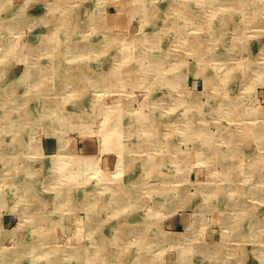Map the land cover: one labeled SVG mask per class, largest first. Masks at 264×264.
Wrapping results in <instances>:
<instances>
[{
  "label": "rangeland",
  "instance_id": "374dc122",
  "mask_svg": "<svg viewBox=\"0 0 264 264\" xmlns=\"http://www.w3.org/2000/svg\"><path fill=\"white\" fill-rule=\"evenodd\" d=\"M2 1H0V6L1 4L4 5L3 6L4 8L6 5L5 12L6 14H8V17L11 15L9 14L11 11L18 12L19 14H22L20 12H24L28 14L30 11L31 13L35 14V17H33L35 19H32L33 20L32 22H34L35 24L28 23L25 26H19L17 29H13L10 31H5V30L0 31V78H2V80L4 79L7 83L8 81L9 82L15 81L16 84H14V86L17 85L16 87L17 92L15 93V97H14L12 104L7 106L5 104L6 101L0 100V121L2 117L4 118L5 116L7 118L8 117L13 118L14 116H18V114H24L25 111L28 110V108H30L34 102V100L33 102L30 101L29 98L36 97L37 99H41V101L46 104V108L47 106L49 107V105H51V101H60V103L65 104L64 113L66 114L67 112L71 113V114L69 113L66 118L67 119L70 118L69 119L70 121L74 120L77 122H73L74 125L73 123H67V124H70V126L65 125V127L64 125L55 123V125L54 124L52 125L54 126L52 128H51V125H48L51 119L50 116H48L47 119L45 120L37 119L35 121L36 123L30 126L27 124L24 125L22 122L20 123H22L23 125L19 126L18 124L20 123L18 122L17 124L18 126L15 125L12 127V126H8L10 124L9 122H5V121L0 122V149L7 148L11 151L9 154L14 153L13 156L11 155L10 157H14V155H23L20 157V161L17 162L18 164L16 166L17 169L16 168L13 169L14 172L12 170L8 171V169L4 170L3 165L0 162V173L2 172V175H0V196H1V199H0V255L2 256L0 258L4 257L6 253L8 254L10 253L11 256L13 257L14 256L19 257L17 259L13 258L14 260L12 261L8 260L6 264H17L19 262H20L19 264H34L36 261L40 260V259L39 260L36 259L38 257L34 258L33 255L30 253H18L17 252L22 249H17V248L14 249L17 246L16 243L18 241H23L22 237L26 235V230H22V229L29 227L30 216L25 215V213H23V210L28 202V200H26L27 197L24 198L23 196L20 199L19 192L15 190L16 187L19 188V191L21 190V186L23 185L22 177L25 176L26 171L28 169H30L31 172H35V174H32V176H37L36 175L37 173H42L44 175H47V173H51V172H54L55 175L58 176L57 168H62L64 172L68 174L69 173L72 174L74 173V170H75V169H72V167H75V166L69 165L68 163H70L72 159L73 160H79V159L86 160V158L89 157V159H91L92 161L95 158V161L93 162H95L97 165V168H98L97 171H99L97 172L98 174L103 175V176H105L106 174H117L118 173L117 171L122 166L120 164V167H118L120 160H121V156L115 150H112V149L110 150L104 146L105 143L107 144L109 139L106 140L107 137L105 136L103 138L102 136L103 134L99 132L101 131L102 126L104 125V122H105L104 118L108 119L109 117L107 112L110 109V106L112 108L113 107L115 108L119 104V106L117 107V110H115L116 115L119 117L121 116L123 119H126V121L123 120V123L125 126L130 125L131 122H134V126L136 129L137 125H140L139 123L140 120H138L139 117L141 115H144V116L149 115L152 112L151 107H154V105L156 107L158 104H160V109H158V111L154 113L155 115H158V116H156V120L152 124H150L151 126H150L149 131L160 134L158 136H160V138L162 137L161 138L162 140L159 144L162 150L159 153L155 151L150 154L151 157L153 158L161 154L162 159H159V161L155 162V159L151 158L149 163L153 164L154 162V165L149 167L148 169H145L143 166L146 165V162H147L146 160L150 156L148 155V153H145V152L138 153V152H133V150L134 151L135 149L137 150V147L140 149L141 146L152 148L150 144L146 145V139H144L143 142H141V139L139 138L135 139L136 137H133L132 139H130L131 137L124 136L120 138L121 145L119 146L118 150L120 149L125 150L124 145L122 147V144L123 143L126 144L129 147L130 154L128 155H130L132 159L131 164H130L131 166H128V168H126V170L124 171L123 177H121L120 179L124 182L127 181L129 182V184H131L130 181L132 182L133 180H137V179L140 180L142 176H145V174H147L146 176L147 183H146V186L142 190L144 191V193H140L141 198L138 201L139 205L138 206L135 205L132 207V209L129 208V210H126L122 213L121 212L118 213L117 211H115V214H113L112 212L102 213L101 215H106L107 219L105 216H103V218L101 217L99 220L102 222L101 219H103L104 222L99 223L98 227L100 228L90 229L87 224L89 220L95 214L100 215L99 212H96L90 209V207L92 208L95 205L94 204L95 202L91 201V198L93 199V196H92L93 194L90 192H87L84 189L85 187H83L82 185L83 180L82 181L78 180L79 178L75 180H70V179L67 180V183L71 182V184H74L76 181L75 185H73L72 188L70 187L66 188L67 193L68 191H71V190H73L74 193L77 192L76 197L73 198L70 206L69 205L66 207L59 206V203H60L59 197H56L54 200H52L53 197L49 198L50 203L48 205L45 204V206H43V209L49 212L47 213V215L53 219L51 223L50 221H48L50 223V226L48 222L45 223V226L49 228V231L41 239L42 240L41 247L46 250H51V252H46V253L48 254L50 253V255L54 254L52 256L53 259L51 261L44 260V262L46 264H49L48 262H52V263L57 262L56 264H60V263L62 264H95V262L97 261L96 259L99 258L102 260L100 261L101 264H108L110 262L112 264H119V263L126 264L130 260V257L128 256L131 255L133 251H136V253L134 252L133 255H136L137 258L139 257L140 259H143V260L147 259L148 257V261L150 260L149 264H152V263L153 264H179L178 262L180 260L179 259L180 255H182L183 253L185 255L187 254L189 255L188 251L191 249H192V252L196 256H198V248H200L202 245L215 248L216 244H220L221 246H223L222 250L225 251L226 253L230 249L234 250L236 248V250L234 251V255H236V257H244L245 253H249L250 255H249V260L247 264L262 263V262H259V260H257L256 256L257 255L260 256L262 253H264V245L260 243L259 241H257L258 240L257 237L255 238L253 236L251 240L245 239L243 242H239V240L237 242H234V241L226 242L225 240L227 238L226 236L228 235L226 234V232L230 233V229L227 228L228 225L226 224V222L229 221V218L235 215V213L237 212V209L235 206H233V208H228L224 211L223 213L224 218L222 219L224 222L221 219H219L218 221V219L215 218L216 212L214 214V212L212 211L203 213L202 220L201 221L198 220L199 222H196L197 215H196V212H193V211H196V209L201 210L202 207H205L207 205H209L210 208H214L213 204L214 203L218 204L217 199H213V197L207 198V196H205L206 194L205 188L207 187L206 185H208L209 187H214V185H216L217 182L218 184H220L222 181H224L225 180L224 178L228 177V175H234L232 176L233 178L230 180L234 182L233 185L235 186V188H232V189L241 190V188H244L248 190L250 187V183L253 181L251 179L242 177L241 175L240 177L239 176L240 171H238L236 168H239L240 166L244 164L252 165L254 163L253 159L259 158V153L262 154L264 158V149L259 148V146L257 145L258 140H256L252 134L249 135L248 138H242L243 140L239 139L240 137L238 136L240 135L239 134L240 129L238 128L237 129L238 132L235 130V132L237 133L235 138L237 140L234 139V142L236 141L237 142L240 141V142L238 143V145H236L237 147L236 146L234 147L238 149L240 148L242 151H241V154L237 156H233L231 158L232 161H231L230 166L231 165L235 166V172L231 173L229 171H226L227 166L225 165L224 167V165L220 164V162L218 161L219 158L216 155L206 153L204 155L201 154L198 156L197 154H195V150H196V146L201 144L199 139L198 140L195 139V136H193V134L190 135L191 132H184L183 130L181 131L182 127L178 125L179 124V118H178L179 112L177 111L174 112L173 108L171 109V111L167 109L170 106L173 107L174 102L167 101L168 95L166 94L169 91L171 92V95H173L174 92L177 93L176 90H180L181 92H183L181 93L182 95L180 97L185 101V104L188 105L189 110H191L193 113L194 112L197 113L198 115L203 114V112L205 111V107H207L209 103L213 102V100H216L215 98L220 97V98L228 99L226 98V95L223 92L221 93L216 92L218 91V87L222 85L221 77L218 79L217 75H219V73L224 75L221 72L226 70L225 68H227L229 65H233L235 69L240 67L242 72L244 70L248 72L247 76H245L246 78L242 81L240 80L241 83L243 82L241 87L239 84L240 81L236 82V84L234 85L229 83L228 85L226 84L224 86L225 91L227 90L226 93H229L230 91L231 96L241 95L242 97L241 96L240 97L244 99V100L241 99V101L240 100L234 101L236 103L235 110L243 112L245 110L246 111L249 110L250 108L249 106H251L252 109L260 110L263 112L262 120L264 121V86H263L264 85L263 83L264 82V63L262 61L264 59L263 57L264 44L262 42V37L264 36V29L261 28L262 26L258 28V25L253 26V23H252L248 27H246L245 29L246 32H243V34L239 36V40L241 39L240 40L241 42H239L240 43L239 47L236 50L232 48L230 51L229 50L226 51V48L229 45L223 46L222 41H220V42H217V43L214 42L213 44H211V46L208 49L209 53L207 51H204V52L196 51L195 52V51H192L195 49H191L190 47L188 48V46H186V43L189 40H192L193 37L197 36V34L199 33L198 30L191 29V31L187 32L188 34L183 33V36H180L179 33L176 34L174 32L176 30L170 31L171 35L172 33H174L173 39L170 41H167L166 43L164 42V47H160L159 50L163 52L165 48V50H167V52L169 53V56L172 55V57L168 60V63L165 66V69H168V71L170 70L174 72L178 71L177 78L176 76L174 77L171 74L170 82L172 84L171 85L168 84L164 86L162 85L161 87L162 90L160 89L161 90L160 94L158 95L156 92L155 94H157V96H152L153 88L151 84L148 83L149 85L148 84L145 85V82L141 83V81L138 82L137 80H134L133 82H131V79L133 80V77H137L138 75H140L138 73L142 71V68L144 66L145 67L148 66L146 62L143 63L140 60L138 61L134 60L133 56L128 59L126 58L122 60L121 58H118V57L108 56V54L106 53L105 55H103V53L101 55L100 53L97 56L95 55V57L94 55H90L88 56V58L83 59L82 57L81 58L78 57V55L76 54H71L68 51H67L68 53L65 52L67 49L66 50L64 49H65V46L68 45V43H65V45L61 43L65 39L67 41L70 40L68 39L70 38L69 36L72 37L71 39L81 38L80 40L86 37V39L92 40L91 43L94 44V46L97 45L98 47L110 40L107 43L108 44L107 47L109 50L114 51V53L115 52L119 53L120 48H121V49H124L123 51L127 50L130 52V50H132L130 49V47L132 46L131 44L133 43L135 38L137 37L146 38L147 37L148 32L146 30H147L148 23L146 21L148 20V17H149L148 15L150 13L145 10L149 9L147 7L148 5L146 4L152 3L151 0L150 2L147 0H2ZM188 1L189 0H154L153 3L167 2L168 5H166L167 11H166L165 16H168V18L169 17L176 18L178 17L176 16L177 10L174 9V7L182 8L183 6H185L183 5V3L188 2ZM195 1L197 3H200V1L202 0L200 1L195 0ZM68 4L70 6H68ZM174 4H177V5H174ZM162 6L163 5L160 4V7ZM246 6H248V4L244 5L243 7H246ZM168 7L171 8L170 10L172 11H170ZM3 8L2 9L0 8V9L3 11L4 10ZM64 8H68L66 9L67 11H63ZM183 8L189 10L190 6L187 5ZM142 9H145V10H142ZM230 9L231 8L229 7L227 8L220 7V9H218L219 10L218 15L227 13ZM205 10L209 11L210 8L201 10L202 11L201 14L204 13V16H202V18L205 17V14H206ZM146 12H147V15H146ZM39 14L40 15L42 14L41 16L43 18L45 19L47 18L50 21L48 20V23H46V25L44 24V21H39L38 23V21L36 20V15H39ZM66 14L68 15V18H69L67 20L63 19V16ZM76 14H78V16ZM90 14L93 16L95 15L94 17L96 19L93 23L98 21L97 23L94 24V26H93V23L89 20ZM165 16H161V17H165ZM202 18L201 16L194 14V20L191 22V24H193L192 27L194 28V26H199ZM211 18L212 19H208V20L210 21L215 20L214 14L211 15ZM86 22L88 24H86ZM182 24L184 25L185 23H182ZM191 24L187 25L189 29L191 28ZM172 25H173V21H170V25L168 26L172 28L173 27ZM259 29H262V30H259ZM51 33L55 35L54 39L50 37ZM232 35L233 33L231 31H228V33L223 35L224 37L222 36V40L223 39L228 40V38L232 37ZM9 37L11 39H9ZM62 37H64L65 39H63ZM181 38H183L184 40H180ZM4 39L5 41L3 42ZM110 44L112 45V47L109 46ZM29 50L31 51L32 54L30 53ZM222 52H223V55H222ZM30 55L32 59L28 58L30 57ZM59 55H62V56L59 57ZM215 55H220V56L222 55V56L218 58V57H215ZM259 56L261 57L260 61H262L263 64L262 66H259V68L257 69L258 71L256 72V70L254 69L255 70L254 71L253 68L249 64L251 63V61H256L260 59ZM67 57H70V58H67ZM81 64L84 66L86 70L88 71L91 70L90 72L91 78L94 76L96 78V76L105 75L107 78L106 82L108 83L109 87L105 86V84L102 82L101 84L95 83L96 88L94 87V89L92 90H86V89H84L83 91L72 90L73 92L69 91L66 93V95H62V96L61 94H58L57 92H54V93L51 92L52 89L53 90L55 89V86H56L54 85L55 81L59 79L56 72H58L59 70H66L67 68H75V69H70V72H72L73 70L76 73V75H78V71L82 69V67L80 66ZM218 64L220 65L224 64V65H221V68H220V65ZM28 67L30 69L40 68V75L42 74L44 77L39 78L40 76L38 75L39 79L36 78V76H34L32 79L33 81L30 80L31 82L30 81L21 82L22 80L20 77L24 76ZM92 69L94 71H92ZM28 71L29 70H27V72ZM163 72L166 73L165 70ZM129 73L131 74L129 75ZM48 77L49 78L51 77V78L48 79ZM123 77L128 79L127 81L129 82L125 83V80H124L122 83ZM255 78H257L258 80H256ZM119 80H121L122 84L119 83ZM157 82L154 81L150 83L157 84ZM178 82H179V85L176 84ZM228 82L229 80L225 83H228ZM80 85L74 84L69 87L71 88L73 87L74 89L75 88L81 89L82 85L81 86ZM112 86H115V87H112ZM119 87H121V89H119ZM250 88L252 89L250 90ZM213 89H215V91ZM96 90H98V92ZM175 93H174V96H175ZM163 95H164V98H163ZM176 96L179 97V95L177 94ZM63 97H66V99H64ZM158 98H160L161 100H164V102L157 100ZM232 106L234 107V105ZM184 109L185 107L182 106L180 107L179 111H183ZM125 111L127 112L126 114L124 113ZM48 114L49 112H47V115ZM105 115L107 116L105 117ZM30 117H32V114L30 115ZM204 118L205 117L203 116H198V119H204ZM197 123L199 126L203 128L205 127L206 129H208L210 134L212 133L218 134V130L220 128L219 126H222L221 125L222 123L229 125V126L231 125L234 128L236 125H238L234 122H229L227 119H222L221 121L212 119V121H209V123H203L202 121L199 120L197 121ZM49 128L52 129L53 133L52 131L49 130ZM72 128L73 130H71ZM13 131L14 133H12ZM170 131H172L173 133ZM114 133L115 132H111V135ZM139 134L140 135L142 134L141 137L144 136V134L141 132ZM59 135L62 138V140L61 138H59ZM111 135L108 138H111L112 137ZM100 136H102V138ZM171 137H172V140H171ZM113 138L111 139L112 141L114 140ZM128 138H129V141L127 140ZM64 139L66 141H64ZM135 142H137L138 146L134 145ZM18 145L20 146V149ZM219 147L223 151L224 155L228 154L226 153V149H229V148L226 146V144L223 141L219 143ZM249 151L256 152V153L254 154L250 153L251 155L249 154V156H247ZM118 157H119V160H118ZM182 157H184L183 160H182ZM56 159H58L57 163H60L59 165L61 167H59L57 164H54ZM174 159L176 162H174ZM213 159H216L218 163L217 161ZM227 159L230 160L229 158ZM178 160H182V162L178 163L177 162ZM149 169L151 170V173L153 172L152 175L149 173ZM78 173H79L78 175H80L81 177L83 176L80 174V172ZM97 173H95L94 175L92 170H87L84 177L92 185H94L99 179L98 176L96 175ZM213 177H215L216 179H214V181L212 182H209L208 180L213 179ZM12 178H13V181H11ZM30 179H32V177L31 178L27 177V181H29ZM10 181L14 182V184L11 183ZM165 181H171V183L165 184ZM80 182H82L81 183L82 186L79 184ZM204 182L205 184H203ZM78 184L79 186H76ZM42 185H45V183H43ZM166 186L168 188L166 190L167 193L163 191L164 187L166 188ZM169 188H172V189H169ZM180 188H183L186 191L187 197H183L182 195L179 196L181 194ZM40 189L42 193L46 195V196L44 195V197L47 198V196L49 197V195L51 194L55 195L54 194L55 190L58 191L59 188L58 186H56L55 188H53V191H46L45 188H40ZM83 189L85 190V193L87 192L86 194L81 192V190ZM88 190H94L93 186L88 187ZM97 192H98L97 193L98 198L104 197L103 196L104 194H102L100 191H97ZM150 192H153V193H150ZM158 193H163V194L159 197ZM233 195L236 198L245 199V201L247 202H249L250 200L249 198L245 196H241L237 194H233ZM188 198L190 200H188ZM81 200L83 201V203ZM87 200H88V203H87ZM29 202L33 204L32 210H35V208L38 209V204L35 198H32V201H29ZM249 204L250 206L253 205V206L259 207L261 209L260 214L264 213V203L256 199H251ZM86 205L88 206L86 207ZM174 205L176 207L173 208ZM156 207L159 210V213ZM65 208L67 211L65 210ZM156 211L158 213L156 214V217L157 215L158 217L157 218L154 217L153 225L150 224L149 226L151 227L150 236H155L152 232L153 227L159 229L160 232H162L161 230L163 229V233L165 234L164 236H166L165 238L167 239V241L165 238L164 240H161V241L154 240V241L149 242L150 243V246H149L144 243L143 244L136 243L135 242L136 240L131 239L133 238V236L130 234L129 236L127 235L129 238V244L125 243L123 245L127 249L126 248L121 249V247L119 246V244L121 243H117V244L111 243V244H107V246L110 247L108 248V255L103 254V253L94 254L96 253V249H98L100 246H98L97 243H94L93 240L96 239V236L98 238L99 237L104 238V234H102V232H101L102 235L97 232L95 234H91L92 230L103 231V232L105 231V237L107 236V238H114V237H111L110 234H107V232L115 230V229L124 230L127 225H130L131 223L134 222V219L141 220L142 218L147 217L145 215H149V214L152 215ZM172 212H176V213L173 214ZM112 215L113 217H111ZM125 222L127 225L124 224ZM84 228L86 229L84 230ZM261 228L263 229V231H261L262 233L261 236H263L264 227L262 226ZM258 236H260V234ZM180 238H188V239H186L185 240L186 242H185V241H182V239ZM35 240H38V239H35ZM247 240L248 241L250 240V241L247 243L246 242ZM130 242L132 246H130ZM180 242H183V243L179 245ZM179 250L183 252L181 253ZM70 253H71V256L68 255ZM72 253L74 255H72ZM85 253H88V254L85 256H81V254L83 255ZM177 253H179V255ZM80 256L82 257V259H80L81 258ZM116 257H117V260L115 259ZM125 257L127 260L125 259ZM40 261H43V260H40ZM0 262H4L3 259H0ZM215 264H220V263L215 261Z\"/></svg>",
  "mask_w": 264,
  "mask_h": 264
},
{
  "label": "bare ground",
  "instance_id": "6f19581e",
  "mask_svg": "<svg viewBox=\"0 0 264 264\" xmlns=\"http://www.w3.org/2000/svg\"><path fill=\"white\" fill-rule=\"evenodd\" d=\"M0 1H2V0H0ZM147 1L150 2V0H147ZM153 1L154 0H151L152 3L146 4V5H148L147 7L149 9H146V10L145 9H142V10H145V11H147V12L150 13L148 15L149 16L148 17V20L146 21L148 23L147 30H146L148 32L147 37L146 38H144V37H140V38L137 37V38H135L134 41H133V43L131 44L132 46L130 47V49H132V50L129 49L130 52L127 51V50L126 51H123L124 49H121L120 48L119 53H116V52L114 53V51L109 50L108 47H107L108 46L107 43L110 40L107 41V42H105L104 44H102L101 46L98 47L97 45L94 46V44L91 43L92 40L86 39V37L83 38L82 40H80L81 38L80 39H71L72 38L71 36H69L70 38H68V39H70V40H68V41L64 37H62L65 40L62 41L61 43L63 45H65V43H68V45L65 46V49L64 50L67 49L65 52L68 51L71 54H76V55H78V57H80V58L82 57L83 59L84 58H88V56H90V55H94V57H95V55L97 56L100 53H101V55H102V53H103V55H105V53H106V54H108V56L118 57V58H121L122 60L123 59H126V58L128 59V58H130V57L133 56V59L134 60H137V61L140 60L143 63L146 62L148 64V66H146V67L145 66L144 67L142 66L143 67L142 68V71L141 72L139 71L140 73H138L140 75H138L137 77H133V80L131 79V82H133L134 80H137L138 82L141 81V83L145 82V85L148 84V83L151 84V86L153 88L152 96H157V94L159 95L160 92H161V90H162L161 89L162 85L164 86V85H168V84L171 85L172 84L170 82V76H171V74H172V76H174V77L176 76V78H177V72L178 71L174 72V71H170V70L168 71V69H165V66L168 63V60L172 57V55L169 56V53L167 52V50H165V48H164V51L163 52L161 50H159L160 47H164V42L166 43L167 41H170V40L173 39L174 33H172V35H171V32L170 31L176 30V31H174L176 34L179 33L180 36H183V33L188 34L187 32L188 31H191V29L198 30L199 33L197 34V36L193 37L192 40H189L186 43V46H188V48L190 47L191 49H195V50H192V51H195V52L196 51H199V52L207 51L209 53L208 49L211 46V44H213L214 42L217 43V42H220V41H222V45L223 46H225V45L228 46L229 45L226 48V51H228V50L230 51L232 48H234L236 50L239 47V44H240L239 42H241L240 41L241 39L239 40V36H241V34H243V32H246L245 31L246 27H248L252 23H253V26H257L258 25V28H260V26H262L261 28L264 29V0H202V1L199 0L200 3H197L195 0H189L188 2H184L183 5H185V6L189 5L191 10L190 9L189 10L188 9H184L183 7H185V6H183L182 8L174 7V9L177 10V12H176L177 15L176 16H178V17L175 16L176 18H172V17H169L168 18V16H165L166 15V11H167L166 10V5H168L167 2H159V3L155 2V3H153ZM2 3H3V1H2ZM160 4H162L163 6L160 7ZM181 4H182V2H181ZM246 4H248V6L243 7ZM174 5H177V4H174ZM179 5H180V3H179ZM3 6L4 5L1 4L0 8L2 9ZM68 6H70V5L68 4ZM5 7H6V5H5ZM5 7L3 8L4 9L3 11L0 9V31L1 30L10 31V30H13V29H17L19 26H25L28 23L35 24L34 22H32L33 21L32 19H35V18H33V17H35V14L34 13H31L29 11L28 14L27 13H24V12H20L22 14H19L18 12H12V11L10 12L9 11L10 12L9 14H11V15L8 17V14H6V12H5ZM220 7H222V8L229 7L231 9L227 13H223L221 15H218V13H219L218 12L219 11L218 9H220ZM209 8H210L209 11L208 10H205V13H206L205 14V17L202 18V16H204V13L201 14V12H202L201 10L202 9H209ZM66 9H68V8H64L63 11H67ZM170 9L171 8H169V10ZM14 11H15V9H14ZM170 11H172V10H170ZM147 12H146V15H147ZM210 12H211V14H210ZM207 13H209V14H207ZM194 14H197V15L201 16L202 20H201L199 26H194V28H193L192 27L193 24H191V22L194 20ZM213 14L215 16V20L214 21L208 20V19H212L211 18V15H213ZM41 15L40 14L39 15H36V20L38 21V23H39V21H44V24L46 25V23H48V20L49 19H47V18L45 19ZM76 15L78 16V14H76ZM94 16L91 15V14L89 15V20L92 23L96 19ZM161 16H165V17H161ZM63 19H66V20L69 19L68 18V15L67 14L64 15L63 16ZM63 19H62V21H63ZM71 19H72V17H71ZM170 21H173V25H172L173 27L172 28L168 26V25H170ZM97 22L98 21H96L95 23H97ZM95 23H93V26H94ZM182 23H185V24L183 25ZM86 24H88V23L86 22ZM190 24H191V28L189 29V27L187 25H190ZM241 25L243 26V28H242ZM84 26H86V25H84ZM142 27H143V25H142ZM103 28H104V26H103ZM262 29H259V30H262ZM259 30H257V31H259ZM228 31H231L233 33L232 37H229L228 40H224V39L222 40V36L225 35L226 33H228ZM3 33H5V32H3ZM52 33H51V36L50 37L52 39H54L55 38V35L52 34ZM110 34H111V32H110ZM137 35H139V34H137ZM5 36H6V34H5ZM102 36H104V35H102ZM9 39H11V38L9 37ZM180 40H184V39L181 38ZM4 41H5V39L3 40V42ZM15 42H17V41H15ZM262 42L264 44V36L262 37ZM6 44H8V43H6ZM52 45H53V43H52ZM28 46H29V44H28ZM109 46L112 47L111 44ZM52 48H53V46H52ZM253 48H255V47H253ZM40 49H42V48H40ZM113 49H114V47H113ZM252 52H254V51H252ZM30 53H31V51H30ZM61 54H63V53H61ZM222 55H223V52H222ZM255 55H256V53H255ZM60 56H62V55H59V57ZM221 56L220 55H215V57H218V58L221 57ZM263 57H264V55H263ZM15 58H16V56H15ZM28 58H31V55ZM67 58H70V57H67ZM260 60H261V57H260V59H258L256 61H251V63L249 64L253 68V70L254 69L256 70V72L258 71L257 69L259 68V66H262V64L264 63V59L262 60L263 63ZM64 61H66V60H64ZM226 64H227V62H226ZM218 65H220V64H218ZM221 65H224V64H221ZM221 65H220V68H221ZM80 66L82 67V69L80 71H78V75H76V73L73 70H72V72H70V69H75V68H67L66 70H59L58 72H56L57 75H58V77H59V79L57 81H55V83H54V85H56L55 86V89L54 90L52 89L51 92H53V93L54 92H57L58 94H61V96H62V95H66L67 92L72 91V90H74V91H77V90L83 91L84 89H86V90H92V89H94V87L96 88V84L95 83H100L101 84L103 82L105 84V86H108V83L106 82V79L107 78H106L105 75L104 76L103 75L102 76H96V78L94 76V77L91 78L90 77L91 70H89V71L86 70L82 64ZM32 69H30L29 67L27 68V70H29V71L27 72V70H26V73L24 74V76H21L20 77L21 80H22L21 82H26V81L29 82L30 80L33 79L34 76H36V78H38L39 76H40L39 78H43L44 77L42 74L40 75V68H36V69H33V70ZM225 69L226 70H224L223 72H221L224 75H222L220 73H219V75H217L218 76V79L221 77L222 85L219 84L220 87H218V91H216V92H218V93L223 92L226 95V98H228V99H224V98H220V97L219 98H215L216 100H213V102L209 103V105L207 107H205V111L203 112V114L198 115L197 113H195V112L193 113L191 110H189L188 105H186L185 104V101L180 97L182 95L181 93H183V92H181L180 90H176L177 93L174 92L175 93V96H174V93H173V95H171V92L168 91L169 93L168 92L166 93L168 95L167 101L174 102V105H173V107L169 105L170 107L167 108V109H169L171 111V109L173 108V111L174 112L175 111L179 112L178 113V118H179V124L178 125H180V127H182L181 131L183 130L184 132H191L190 135L193 134V136H195V139H197V140L199 139V141H200L201 144L196 146L195 154H197L198 156L201 155V154L204 155L206 153L207 154L216 155L219 158L218 161L220 162V164L224 165V167H225V165L227 166L226 167V171H229V172L232 173V172H235V166L234 165H231L230 166L231 161H232L231 158L233 156H237V155L241 154V151H242L240 148L239 149L236 148L237 147L236 145H238V143L240 141L238 140L239 142H237V141L234 142V139L237 140L235 138L236 135H237V133L235 132V130L237 131L238 128L240 129V132H239L240 135L238 136V137H240L239 139L248 138L249 135L252 134L254 136V138L256 140H258L257 145L259 146V148L260 149H264V121L262 120L263 119V112L260 111V110H254V109H252L251 106H249L250 108L247 111L245 110L243 112H240V111L235 110L236 103L234 101H239V100L241 101V99L242 100H244V99L241 98L242 97L241 95H240L241 97L238 96V95L237 96H235V95L231 96L230 95L231 92L229 91V93H226L227 90L225 91V89H224V86L226 84L228 85L230 83V84H233L234 85V84H236V82H239L240 80L241 81L244 80L246 78L245 76H247L248 72H246L245 70H244L245 72L244 71L242 72L241 69H240V67L235 69L233 65H229ZM164 70L166 71V73L163 72ZM92 71H94V70L92 69ZM112 73H113V71H112ZM115 74H116V72H115ZM130 74L131 73H129V75ZM217 76H216V78H217ZM255 76H253V77H255ZM50 78L48 77V79H50ZM226 78L229 80L228 83H225V82L228 81ZM255 79L258 80L257 78H255ZM124 80H125V83H128L129 82V81H127L128 79H126V78L123 77L122 83H123ZM154 81L155 82L158 81L159 83L158 82H157V84L150 83V82H154ZM241 81L239 82L240 87L242 86V83H243V82L241 83ZM119 83H121V80H119ZM14 84H16L15 81H12V82H9L8 81V83H7L4 79L2 80V78H0V98H1L0 100L6 101L5 104L7 106H9L10 104H12V102L14 100V97H15V93L17 92V89H16L17 85L14 86ZM36 84H37V82H36ZM74 84H76V85H80L81 84L82 85L81 89H79V88L78 89L77 88L74 89L73 87L72 88L69 87V86L74 85ZM176 84L179 85V82L176 83ZM115 86H112V87H115ZM157 86H158V88H157ZM252 87H253V85H252ZM119 89H121V87H119ZM251 89L252 88H250V90ZM213 90L215 91V89H213ZM96 91L98 92V90H96ZM49 92H50V90H49ZM156 92H157V94H155ZM176 94L179 95V97L176 96ZM213 94H214V92H213ZM63 98L66 99V97H63ZM163 98H164V95H163ZM29 99L32 102L34 100V102H33V105L30 108H28V110H26L24 114H18V116H14L13 118H10V117L7 118L5 116L4 118L2 117V119H1L0 122H2V121L9 122L10 124L7 123V124H9L8 126H12V127L15 126V125H17L18 122L19 123L22 122L24 125L27 124V125L30 126V125L35 124L36 123L35 121L37 119L45 120V119H47L48 116L51 117V119H50V121L48 123V125H51V128L54 127L52 125L53 124L55 125V123L64 125V127H65V125L70 126V124H67V123L77 122V121H74V120L70 121L69 120L70 118L69 119L66 118L70 112H67V114L64 113V106H65V104L60 103V101H51V105H49V107L47 106V108H46V104L43 103L41 101V99H37L36 97L35 98L34 97H30ZM48 99H49V97H48ZM69 99H70V97H69ZM157 100L164 102V100H161L160 98H158ZM19 104H20V102H19ZM39 104H41V105H39ZM107 105H109V104H107ZM151 105H152V103H151ZM232 105H234V107ZM118 106H119V104L115 108L114 107L112 108L110 106V109L107 112L108 115H109V117H108V119L104 118V120H105L104 125L102 126L101 131H99V132H101V134H103L102 135L103 138L105 136V137H107L106 140L109 139V141L107 142V144L105 143L104 146L106 148L110 149V150L111 149L112 150H115L121 156V160H120V163H119V166L118 167H120V164L122 166L117 171L118 172L117 174H106L105 176L98 174L97 172H99V171H97L98 170L97 165H96L95 162H93V161H95V158L92 161L88 157V158H86V160H84V159L83 160H81V159H79V160H73L72 159L70 161V163H68L69 165L75 166V167H72V169H75L74 170V173H72V174L71 173L68 174V173L64 172L62 168H57L58 176H56L54 172L47 173V175H44L42 173H37L36 174L37 176H32V174H35V172H31L30 169H28L26 171V174H25L26 177L25 176L22 177V181H23L22 184L23 185L21 186V190L19 191V188H17L15 186L16 187L15 190L19 192L20 199L23 196H24V198L27 197L26 200H28V202H27V204H26V206H25V208L23 210V213H25V215H29L30 216V219H29V227L22 229V230H26V235L24 237H22L23 238V241H18L16 243L17 246L14 249H16V248L17 249H22V250H19L17 252L18 253H30V254L33 255L34 258L35 257H38V258H36L37 260H39V259L40 260H43V261H40L39 260V261H36L35 263L34 262H32V263H34V264H46L44 262V260L51 261L53 259L52 256L54 254L50 255V253L49 254L46 253V252H51V250H46V249H44V248L41 247L42 246V244H41L42 240L41 239L49 231V228L47 226H45V223L48 222V221H50V223H51V221L53 219V218H51L50 216L47 215V213H49V212H47L46 210H44L43 209V206H45V204L48 205L50 203L49 198H51V197H53L52 200H54L56 197H59L60 198L59 199V202L61 204L59 203V206H64V207H66L68 205L70 206L73 198L76 197V193L77 192L74 193L73 190H71V191H68V193H67L66 188H69V187L72 188V186L75 185L76 181H75L74 184H71V182L70 183H67V180H69V179L70 180H75L77 178H79L78 180H81V181L83 180V183L80 182L79 184L81 185V183H82L83 187H85L84 189L87 192H90V193L93 194L92 195L93 196V199L91 198V201H94L95 202L94 203L95 205L92 208L90 207V209H92L93 211L99 212L100 215L99 214H95L89 220V222L87 224H88V227L90 229L100 228V227H98V225H99V223L104 222V220L101 219L102 220V222H101L99 219L101 217L103 218V216L106 217V215H101L102 213L112 212L113 214H115V211H117L118 213L119 212L122 213V212H124L126 210H129V208L132 209V207L135 206V205H137V206L139 205L138 201L141 198L140 193H144V191H142V190L146 186V183H147L146 182V176H147V174H145V176H142L143 179L141 177L140 180L137 179V180H133L132 182L130 181L131 184H129V182H127V181L124 182V181H122L120 179L121 177H123V174H124V171L126 170V168H128V166H131L130 164H131V161H132L130 155H128V154H130L129 153V147L126 144H124V143L122 144V147L124 145L125 150L124 149L118 150L119 149V146L121 145L120 138L121 137H124V136H126V137L129 136V137H131L130 139H132L133 137H136L135 139H138L139 138V139H141V142H143V140L146 139V145L147 144H150V146L152 148L142 147L141 146L140 149L137 147V150L135 149V151L133 150V152H138V153L139 152H145V153H148V155L150 157L146 160L147 161L146 162V165H144L143 167L145 169H148L149 167L153 166L154 165V162H153V164L152 163H149V161L151 160V158H153V157H151L150 154L152 152H155V151L157 153H159L162 150V148L159 146V144H160V142L162 140L161 139L162 137L160 138V136H158L160 134H157L155 132H150L149 130H150V126H151L150 124H152L156 120V116H158V115H155L154 113L157 112L158 109H160V104H158L156 107H155V105H154V107H151L152 108L151 109L152 112L149 115H145V116L144 115H141L139 117L138 120H140V122H139L140 125H137L136 129H135V126H134V122H131L130 121L131 124L125 126L124 123H123V120L126 121V119H123L121 116L119 117V116L116 115V111L115 110H117V107ZM182 106H184L185 109L183 111H179L180 107H182ZM119 110H120V108H119ZM47 112H49L48 115H47ZM167 112H169V111H167ZM124 113L126 114L127 112L125 111ZM31 114H32V117H30ZM118 115H119V113H118ZM106 116L107 115H105V117ZM198 116H203L205 118L204 119H198ZM212 119L213 120H217V121H221L222 119H227L229 122H234V123H236L238 125H236L235 128H234L231 125L229 126V125H226V124H223L222 123L221 124L222 126H219L220 128L218 130V134L217 133L210 134L208 129H206L205 127L203 128V127L199 126L198 123H197V121H199V120L202 121L203 123H209V121H212ZM22 123H20L18 125L19 126L20 125H23ZM73 125H74V123H73ZM51 128H49L50 131H52ZM71 130H73V128ZM111 132H115V133L111 135ZM140 132L144 134L143 137H141L142 134L141 135L139 134ZM170 132H172V131H170ZM12 133H14V131ZM52 133H53V131H52ZM60 133H62V132H60ZM110 135L112 137L111 138H108ZM102 136H100V137L102 138ZM59 138H61L60 135H59ZM112 138L114 139L113 141L111 140ZM164 138H166V137H164ZM61 140H62V138H61ZM127 140L129 141V138ZM171 140H172V137H171ZM58 141H60V140H58ZM64 141H66V140L64 139ZM135 141H137V140H135ZM222 141L229 148V149H226V153H228L227 155H224L223 151L219 147V143H221ZM130 143H131V141H130ZM134 145L135 146H138L137 142H135ZM234 146H236V147H234ZM134 148H136V147H134ZM19 149H20V146H19ZM62 151H64V150H62ZM10 152L11 151L9 149H7V148L0 149V162L2 163L4 170L5 169H8V171H11V170L13 171L14 168L17 169V167H16L18 165L17 162L20 161V157L23 156V155H14V157H10L11 155L13 156V154H14V153L13 154H9ZM116 152H114V153H116ZM16 153H18V152H16ZM250 153L251 154H254L256 152H250L249 151L248 154H247V156H249ZM227 158H229L230 160H228ZM153 159H155V162L156 161H159V159H162L161 154L157 155ZM183 159H184V157H182V160ZM118 160H119V157H118ZM182 160H178L177 162L178 163H181ZM213 160L217 161L216 159H213ZM218 161H217V163H218ZM57 162H58V159L55 160V163L54 164H57L59 167H61L59 165L60 163H57ZM174 162H176L175 159H174ZM253 162L254 163L252 165L251 164L250 165H245L244 164V165L240 166L239 168H236L238 171H240L239 176L241 175L242 177H245L247 179H251L253 181V182L250 183V187H249L248 190L247 189H244V188H241V190H239V189H237V190L232 189V188H235V186L233 185L234 182L233 181H230V180L233 178L232 176H234V175H228V177L224 178L225 179L224 181H222L220 184H218V182H217V184L214 185V187H209L208 185H206L207 187L205 188L206 189L205 196H207V198L208 197H213V199H217V203L218 204L214 203L213 204L214 205V208H210V206L207 205L205 207H202L201 210L196 209V211H193V212H196V215H197V221L196 222H199L198 220L201 221L202 220V214L203 213H206V212H209V211L214 212V214L216 212L215 218L218 219V221H219V219L222 220L224 218L223 213H224V211L226 209L233 208V206H235L236 209H237V212L235 213V215H233L232 217H230L231 219L229 218V221L226 222V224L228 225L227 228L230 229V233H227L226 232V234H228L226 236L227 238L225 239L226 242L227 241L228 242H230V241L231 242L232 241L237 242L238 240H239V242H243L245 239H250L251 240V238L254 236L255 238L257 237V239H258L257 241H259L260 243H262L264 245V235L261 236V234H262L261 231H263V229L261 227L262 226L264 227V213L263 214H260V210L261 209L259 207L253 206V205L250 206V204H249V202L251 201V199H256V200L264 203V158H263V155L259 153V158L253 159ZM150 169H149V173L152 175L153 172L151 173V170ZM87 170H92L93 173H94V175H95V173H97L96 175L98 176L99 179H98V181L94 185H92L84 177ZM50 171H52V170H50ZM78 172H80V174L83 175V176L81 177L80 175H78L79 174ZM207 173H209V172H207ZM0 175H2V172L0 173ZM27 177H29V178L32 177V179H30L29 181H27ZM214 179H216V178L213 177V179L208 180V181L209 182H212V181H214ZM11 181H13V178H12ZM11 183L14 184V182H11ZM36 183H37V185H36ZM39 183H41V184H39ZM43 183H45V185H42ZM170 183H171V181H165V184H170ZM79 184L76 185V186H79ZM203 184H205V182ZM56 186H58L59 189H58V191L55 190V192H54L55 195L51 194V195H49V197L47 196V198H45L44 197L45 194L42 193V191H41L40 188H45L46 191H53V188H55ZM92 186H93L94 190H88V187H92ZM84 189L81 190L82 193H85V190ZM167 189L168 188L166 186V188L164 187L163 191L165 193H167L166 192ZM169 189H172V188H169ZM180 190H181V194L179 196L182 195L183 197H187L186 191L183 188H180ZM97 191H100L102 194H104L103 195L104 197L103 198H98V196H97V193L98 192ZM151 191H153V190H151ZM150 193H153V192H150ZM162 194L163 193H158V196L160 197ZM233 194L245 196V197L249 198L250 200H249V202H247V201H245V199L236 198ZM32 198H35L36 199V202L38 204V209L35 208L36 207V205H35V207H34L35 210H32L33 209L32 208V205L33 204L29 202V201H32ZM0 199H1V196H0ZM88 200H87V203H88ZM188 200H190V199L188 198ZM133 201H134V203H133ZM145 201H146V199H145ZM82 203H83V201H82ZM88 205H86V207ZM158 206H160V205H158ZM174 207H176V206L174 205L173 208ZM152 209H153V207H152ZM156 209H157V207H156ZM166 209H168V208H166ZM36 210L37 211L39 210L38 211L39 213ZM65 210H66V208H65ZM158 213H159V210H158ZM158 213H157V211L154 212L152 215L148 213L151 216L145 215L147 217H144L141 220H137V219L135 220L134 219V222L131 223L130 225H127L126 222H125L124 224L127 225V226L125 227L124 230L123 229H118V230L115 229V230H112V231H108L107 234H110V236L111 237H114V238H107V236L105 237V231L103 232V231H96V230L94 231V230H92L91 231V234H95L96 232L97 233H100V234L102 232V234H104V238H102V237H99L98 238L96 236V239L93 240L94 243H97L98 246H100L98 249H96V253H94V254L103 253V254H107L108 255V248H110V247L107 246V244H111V243H116V244L117 243H121V244H119V246L121 247V249L122 248H126L123 245L125 243H128L129 244V238H128V236L130 234L133 236V238H131V239L136 240L135 241L136 243H141V244L144 243V244H147L149 246H150V243L149 242H151V241H154V240H157V241L158 240H160V241L161 240H164V238L166 236H164L165 234L163 233V229L161 230L162 232H160L159 229L153 227L152 232H153V234L155 236H150V232H151V229L150 228L151 227H149V226H150V224L153 225V218L156 217V214H158ZM172 213L174 214L176 212H172ZM196 215H194V216H196ZM111 217H113V215ZM157 217H158V215H157ZM160 218H161V216H160ZM106 219H107V217H106ZM115 222H114V224H115ZM50 223L48 222L49 226H50ZM82 225H83V223H82ZM79 226H81V225H79ZM157 226H159V225H157ZM85 229L86 228H84V230ZM81 230H83V229H81ZM190 231H191V229H190ZM259 234H260V236H258ZM35 239H38V240H35ZM175 239H176V237H175ZM180 239H182V241H185L188 238H180ZM166 241H167V239H166ZM249 241L247 240L246 242L248 243ZM182 243L183 242H180L179 245H181ZM223 245H225V244H223ZM130 246H132L131 245V242H130ZM222 247L223 246H221L220 244H216V247L215 248H211L209 246H205V245L203 246L202 245L200 248H198V256H196L192 252V249H191V250L188 251L189 255L187 253H186L187 255H185L184 253L182 255H180V257H179L180 260H179L178 263L179 264H215V261L219 262L220 264H247L248 263L249 255H250L249 253H245L244 254V257H236V255H234V251L236 250V248L234 250L230 249L226 253L225 251L222 250ZM145 248H147V247H145ZM180 250H181V248H180ZM127 251H129V250H127ZM134 252L136 253V251H133L131 253V255L128 256V257H130V260L128 262L126 261L127 262V263L125 262L126 264H149L150 263V260L148 261V257L145 260L140 259L139 257L137 258L136 255H133ZM180 252L182 253L183 251H180ZM118 253H120V252H118ZM87 254L88 253H85L83 255L81 254V256H85ZM121 254H123V253H121ZM137 254H138V252H137ZM177 254L179 255V253H177ZM68 255L71 256V253L68 254ZM72 255H74V254L72 253ZM1 256L2 255H0V257ZM95 257H96V255H95ZM256 257H257V260H259V262H262V263H258V264H264V253H262L260 256L257 255ZM13 258L14 259H17L19 257L18 256H14L13 257V256H11L10 253L9 254L6 253V255H4V257L0 258V259H3V261L5 263L4 262H0V264H6L8 260L9 261L14 260ZM80 259H82V257ZM93 259H95V258H93ZM115 259L117 260V257ZM125 259H126V257H125ZM177 259H178V257H177ZM96 260L97 261L95 262V264H101V262H100V261H102L101 259L97 258ZM19 263H17V264H19ZM48 263L49 264H56L57 262L56 263L48 262ZM60 264H62V263H60ZM108 264H112V263L110 262Z\"/></svg>",
  "mask_w": 264,
  "mask_h": 264
}]
</instances>
